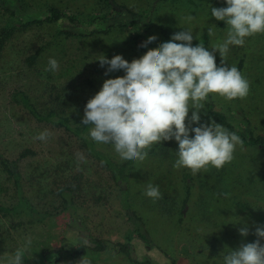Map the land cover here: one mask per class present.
<instances>
[{"label": "rangeland", "instance_id": "374dc122", "mask_svg": "<svg viewBox=\"0 0 264 264\" xmlns=\"http://www.w3.org/2000/svg\"><path fill=\"white\" fill-rule=\"evenodd\" d=\"M5 1L13 7V0ZM44 1L53 2L66 14L93 12L95 5L94 0H39ZM120 1L135 11L149 8L152 3ZM203 1H208L207 5L198 10L175 1L171 6L158 8L152 17L148 11V16L138 22V44L155 37L157 45L149 48L155 51L159 43L188 28L196 36L193 46L207 36L205 47L211 51L225 37L227 26L220 27L221 21L211 17L210 8L225 5ZM40 13L36 11L35 15ZM189 15L193 20L186 22ZM6 19L0 12V28ZM122 19L130 18L124 15ZM59 28L61 24L41 25L18 32L0 54V151L10 159H16L26 148L34 152L19 160L22 194L33 210L7 215L0 212V264L7 263L9 256L28 239L32 246L24 261L29 264H51L60 251L64 264H78L68 249L78 243L93 247L94 239L107 243L101 253L88 252L94 264H134L121 252L119 244L123 243L129 245L133 260L152 264H222L221 253L227 248L254 241L255 227L264 225V145H247L243 141L231 163L220 170L209 168L195 175L187 168L173 167L178 147L175 141L154 146L145 161L136 162L129 169L127 201L142 218L138 233L125 215L109 171L73 136L36 122L12 101L14 92L23 91L39 110L64 112L77 124L84 114V102L94 95L95 89L99 90L104 80L123 75L117 71L106 76L98 59L120 54L131 64L147 54L134 45L133 28H115L108 34L90 37L58 35ZM209 28L213 35L208 34ZM42 46L41 54L29 64L26 58ZM215 56L219 65L221 57L218 52ZM49 57L59 62L55 73L45 70ZM242 59L240 71L250 83L249 95L231 102L216 96L209 99L241 139L243 134L264 137V34L248 38L244 47L231 48L228 64L238 66ZM208 119L202 110V122ZM45 129L50 133L46 142L34 139ZM95 144L121 162L111 146ZM187 172L192 175V186L186 196L181 177ZM70 180L77 183V188L66 194L67 205L57 188ZM149 183L159 186L161 199L153 202L144 195ZM17 201L12 181L0 169V205L10 207ZM237 219L248 225L247 237L239 235L241 224H233Z\"/></svg>", "mask_w": 264, "mask_h": 264}, {"label": "clouds", "instance_id": "9594fccd", "mask_svg": "<svg viewBox=\"0 0 264 264\" xmlns=\"http://www.w3.org/2000/svg\"><path fill=\"white\" fill-rule=\"evenodd\" d=\"M223 3L224 7L210 8L211 17L227 26L225 37L211 51L202 43L193 46L196 36L183 28L159 43L155 51L147 50L157 45V38L149 39L138 49L147 54L131 64L120 54L98 59L106 76L117 71L123 75L104 80L85 104L80 124L90 126L88 135L94 142L111 146L121 162L132 164L145 161L161 142L175 141L173 167L187 168L193 175L209 168L220 170L233 161L243 143L241 137L211 118L202 122L201 111L210 96L231 102L249 95V81L236 65L228 64L227 57L232 47H244L248 38L264 34V0ZM185 20L190 22L193 17ZM208 34H214L211 28ZM216 52L221 57L219 65ZM58 69L59 62L49 57L45 70L55 73ZM49 136L45 129L34 139L46 142ZM144 195L153 202L162 198L159 186L151 183ZM237 223L241 224L239 235L247 237L248 225L239 219L233 224ZM253 234L254 241L222 252V264H264V225L256 226ZM31 246V239L26 240L7 264H24ZM80 264L88 262L81 260Z\"/></svg>", "mask_w": 264, "mask_h": 264}, {"label": "trees", "instance_id": "16d2710c", "mask_svg": "<svg viewBox=\"0 0 264 264\" xmlns=\"http://www.w3.org/2000/svg\"><path fill=\"white\" fill-rule=\"evenodd\" d=\"M13 7L7 6L5 0H0V12L7 19L5 25L0 28V54L8 41L15 36L18 32L24 31L28 28L41 25L61 24L62 28L57 31L58 35L76 36V37H90L94 34H108L113 29L119 28H133L135 35L133 43L136 47L140 48L137 39L140 36V29L138 27L139 20L148 16L150 17L156 12L158 8L165 5L171 6L175 1H182L186 4L187 8L198 10L207 5L203 0H151L149 8H143L141 11H135L128 5H125L120 0H94V11L98 12H85L66 14L53 2H39L35 0H13ZM150 1V2H151ZM217 4H224L223 0H214ZM162 5V6H161ZM29 6V8H28ZM28 9V10H27ZM41 12L40 15H35V12ZM124 15L130 19L123 20ZM220 27H225L223 21L219 23ZM151 33L150 29H147ZM201 43L206 45L207 36L201 39ZM44 46L38 48L33 54L29 55L26 60L29 64H33L38 56L43 51ZM148 52L154 51L151 49ZM147 53V52H146ZM243 59L238 63V69L241 70ZM99 91L95 89L94 94ZM12 101L19 105L22 110L38 123H45L52 127L62 129L65 133L73 136L79 143L90 153L106 170L109 171L111 179L114 181L122 198V207L125 210L127 219L135 226L136 232L142 227V218L137 215L128 204L127 197L130 191V175L129 169L134 164L128 162H117L112 159L108 154L97 147L95 142L89 137V127L81 125V120L77 124H73L68 115L64 112H57L55 110L41 111L32 102L30 97L23 91H16L11 95ZM86 104V102H84ZM220 107V106H219ZM221 108V107H220ZM204 113L209 118L220 121L228 130L234 131L233 126L228 122L227 117L219 111L210 99L205 103ZM247 145H264V137L253 136L252 134L244 135L242 137ZM31 149L22 150L16 159L6 157L0 151V169L12 181L15 191L18 194V201L15 205L6 207L0 205V212L3 215L19 214L24 211H32L33 207L22 194L21 188V173L19 168V160L28 155L33 154ZM181 180L183 182V191L187 193L192 186V175L183 173ZM77 188V183L74 180L67 181L64 185L57 188V193L63 197V201L67 204L66 194H71ZM186 200V198H185ZM184 200V201H185ZM68 205V204H67ZM68 206H64L67 208ZM139 233V232H138ZM94 246L90 247L83 243H78L68 249L70 257L77 258L78 264L81 260H86L88 264H94L93 258L88 255V252L101 253L107 248V243L103 239H94ZM121 252L134 264H152L150 261H138L130 258L129 245L127 243L119 244ZM7 264V263H1ZM24 264H29L24 261ZM51 264H64L62 260V252L57 253L55 262Z\"/></svg>", "mask_w": 264, "mask_h": 264}]
</instances>
